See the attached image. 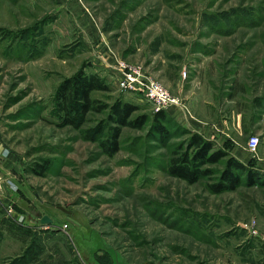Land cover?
Masks as SVG:
<instances>
[{"label": "rangeland", "instance_id": "obj_1", "mask_svg": "<svg viewBox=\"0 0 264 264\" xmlns=\"http://www.w3.org/2000/svg\"><path fill=\"white\" fill-rule=\"evenodd\" d=\"M115 58L183 108L168 110L166 137L150 121L121 127L109 155L107 111L59 125L54 95L82 68L107 85L92 98L151 117L142 93L117 88ZM187 117L218 123L216 145L264 170V0H0V142L18 191L14 210L0 209V264H264V187L215 194L216 173L192 184L167 173Z\"/></svg>", "mask_w": 264, "mask_h": 264}, {"label": "trees", "instance_id": "obj_2", "mask_svg": "<svg viewBox=\"0 0 264 264\" xmlns=\"http://www.w3.org/2000/svg\"><path fill=\"white\" fill-rule=\"evenodd\" d=\"M96 90H107V85L97 75L86 74L82 68L64 78L54 95L55 108L60 117L59 125L79 128L88 112L106 110L107 119L114 125L109 126V137L100 140V146L109 155L118 150V137L123 126L140 128L150 121L151 126L160 136H168L166 125L172 121L171 116L167 114L168 110L153 111L151 117L145 113L132 116L138 109L136 104L121 99H116L111 104L98 102L91 97V93ZM177 127L182 128L180 125ZM104 129L105 125L97 126L95 130H91V137L97 135L100 137ZM185 133L188 137L177 145L167 162L166 170L169 175L192 184L200 179L212 177L216 173L217 178L206 184L208 191L215 194L233 191L241 185L264 187V170L260 167L250 162H243L197 131L187 130ZM221 162L223 167L220 170L211 168V165ZM33 170L40 175L44 173V168H33ZM11 223L25 235H30L35 230L16 221Z\"/></svg>", "mask_w": 264, "mask_h": 264}, {"label": "built area", "instance_id": "obj_3", "mask_svg": "<svg viewBox=\"0 0 264 264\" xmlns=\"http://www.w3.org/2000/svg\"><path fill=\"white\" fill-rule=\"evenodd\" d=\"M112 73L118 89L142 93L152 103L154 111L168 110L171 106L182 107L179 97L172 95L161 82L150 77L137 64L127 62L122 58H115ZM258 144L259 137L255 134L250 135L246 141L247 149L252 154L256 153ZM5 210L11 213L10 209Z\"/></svg>", "mask_w": 264, "mask_h": 264}, {"label": "crops", "instance_id": "obj_4", "mask_svg": "<svg viewBox=\"0 0 264 264\" xmlns=\"http://www.w3.org/2000/svg\"><path fill=\"white\" fill-rule=\"evenodd\" d=\"M183 108V107H180ZM178 107L171 106L168 110H182ZM177 110V111H178ZM187 117L186 120H183V123H186L191 127L192 130L197 131L203 136L214 139L218 141V138H222L221 128L218 123L208 122L206 120H198L194 118ZM228 135V132L224 133ZM8 150L3 146L0 142V209H10L14 210V198L17 196V186L13 181L12 174L10 170L12 168L11 161L8 155ZM238 158V156L235 154ZM240 159V158H239ZM259 159L264 161V157H259ZM241 160V159H240ZM244 162V160H243ZM262 163V162H261ZM255 164V165H263V164ZM19 190V188H18Z\"/></svg>", "mask_w": 264, "mask_h": 264}, {"label": "water", "instance_id": "obj_5", "mask_svg": "<svg viewBox=\"0 0 264 264\" xmlns=\"http://www.w3.org/2000/svg\"><path fill=\"white\" fill-rule=\"evenodd\" d=\"M57 208H59L60 210L64 211V212H69L68 210H66L63 206L61 205H57ZM52 220L48 217V215L44 214L41 218H40V222L41 223H50ZM151 264H160V262H155V263H151Z\"/></svg>", "mask_w": 264, "mask_h": 264}]
</instances>
